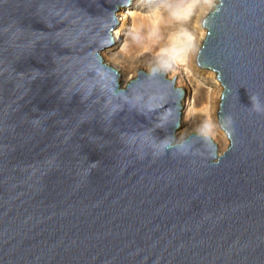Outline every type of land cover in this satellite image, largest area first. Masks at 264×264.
<instances>
[{"label": "water", "instance_id": "95a60500", "mask_svg": "<svg viewBox=\"0 0 264 264\" xmlns=\"http://www.w3.org/2000/svg\"><path fill=\"white\" fill-rule=\"evenodd\" d=\"M133 1L0 0V264H264V0L203 20L222 152L164 69L104 60Z\"/></svg>", "mask_w": 264, "mask_h": 264}, {"label": "bare ground", "instance_id": "6f19581e", "mask_svg": "<svg viewBox=\"0 0 264 264\" xmlns=\"http://www.w3.org/2000/svg\"><path fill=\"white\" fill-rule=\"evenodd\" d=\"M136 1L138 3H136ZM152 0H134V7H138L139 9H135V8H130L131 5H129L122 13H121V19H120V23L118 25V27L115 30V39L113 40L114 44L112 46L109 47H105L101 54L104 58V60L111 65L114 68H117L120 73H121V79H122V84L126 85L128 82H130L132 79L136 78L138 76V73H135L131 71V69L133 68V62H131L125 55H122L121 53H117L114 51L113 47L114 45L122 42L124 40V49L126 52H131L130 49L128 48V44H127V40H125V30L129 27V25H132L133 28L140 30L142 33L145 31H148V47H146L145 45L142 46L141 51L144 53V51L146 52H156L158 51L159 54H163L162 53V49L166 48L168 46V38L167 40L164 39V36L160 31L159 26L162 24L161 21L163 19H167V15L166 13H164L163 9H161V13H160V19H159V23L156 24L154 26L153 24V17L151 15L153 9L159 4V0H154V2H152L154 5L151 6V8L149 9V13H144L142 10H140L142 4H152L151 3ZM156 2V3H155ZM136 4V5H135ZM132 5V6H133ZM204 16L201 17L199 14L196 18H194L191 22H189V24L187 25V27L193 32V34L195 35V48L192 50V53L190 54V58H187V56H181V57H177L176 59V64L179 66H187V63L189 64V60L190 59L192 62L198 64V66H200L199 61H198V57H195V55L199 54V51L201 49V46L203 44V41L201 42V40L203 39L204 35L207 34V30L204 28L203 26V20H204ZM202 25V28L199 25ZM178 25H175L174 27H172L169 31L170 34L175 31L178 27ZM143 37L139 38L136 37L135 43L136 44H140L139 41L142 40L143 41ZM154 48V49H153ZM198 50V51H197ZM164 55V54H163ZM166 56V55H164ZM168 57V56H167ZM195 64V65H196ZM193 65V64H192ZM178 66H176L178 68ZM201 67V66H200ZM203 69V67H201ZM186 69V68H185ZM140 71V69H139ZM138 71V72H139ZM194 73L193 71L189 70L187 75H186V80L187 83H189V86L191 87L190 93L193 94V99L195 98V96L197 95V97H199V93L201 91V89L199 87H201L200 85V81L199 80H195V83H193L194 78ZM213 82L215 84H217V78L215 76L212 77ZM222 91V88H216V90H214L213 88L209 90V92L203 91L205 92V94L207 95H212V94H220ZM202 92V93H203ZM193 99H191V108L190 111L187 115V118L184 119L183 124L181 125V127L178 129L177 131V139L178 140H182L185 139L187 136H189L192 133H200L202 135L205 136H211L212 138H214V140L216 139H221L220 140V144L219 148L221 146H226L227 143L229 142V138L225 135V131L221 128L219 120H218V110L217 109V105L212 104L211 108H208L207 105L205 106V110H206V114L204 113H198V116L193 120L190 119V115L191 114H195L197 111V105L195 104V102L193 101ZM219 103V102H218ZM221 103V102H220ZM220 103H219V107H220ZM203 111V110H202ZM205 112V111H204ZM208 123L213 125V127L209 130V129H205L204 125ZM218 139V140H219ZM221 151V149H220Z\"/></svg>", "mask_w": 264, "mask_h": 264}, {"label": "rangeland", "instance_id": "374dc122", "mask_svg": "<svg viewBox=\"0 0 264 264\" xmlns=\"http://www.w3.org/2000/svg\"><path fill=\"white\" fill-rule=\"evenodd\" d=\"M152 2H154V0H152L151 3ZM136 3H138V2L136 1ZM133 4H134V1H133L132 5ZM132 5L130 8L139 9L138 7H134V5L133 6ZM153 5H154L153 3L148 4V5L142 4L140 10H142L144 13H147L149 11V9L151 8V6H153ZM208 14H209V12H207L206 10L201 11L199 13V15L201 17H203V16L206 17ZM119 19H121V16ZM161 23L162 24L159 26L160 31H162L161 33L163 35H165L164 39L167 40L168 36L170 35L169 30L172 27H174L176 24L174 22H172L171 20H169L168 18L163 19L161 21ZM199 26L202 28L201 24ZM115 30H114V34H115ZM148 33H149L148 31H145L142 33L140 30L133 28L132 25H129V27L125 30V34H126L125 40L128 41L127 42L128 48L130 49L131 52L129 53V52L125 51L124 40L122 42L114 45L113 49L115 52L121 53L122 55H125L131 62L134 63L133 68L131 69L132 72L135 71V73H138L139 69L149 72L153 69V67H158V68H162L165 70L169 79H172V80L175 79L177 87L182 88L186 92V97L184 100V106H187V107H186V112H185L184 118H187V115H188L190 108H191V99H193V96H194L193 94L190 93L191 87L189 86V83H187V80H186L187 79L186 75H187L189 70L193 71L194 76H195L193 83L196 84L195 80H199L200 85H201V87H199L201 89V91L199 93V97H197V95H196L195 98L193 99V101L195 102V104L197 105L198 108H197V111L195 114L190 115V119L192 120V118H193V120H194L198 116V113L206 114V110L204 108L207 104H208L207 105L208 108H211L212 104H215V105L218 104L217 109H219V103L221 102L222 91L220 94H215V95L214 94H212V95L207 94L206 95L205 92H203V91L209 92V90L212 88L214 90H216V88H220V87L222 88V85L218 79H217V81H218L217 84H215L213 82L212 77L213 76L216 77V74L213 71H209V70H206L204 68L202 69L200 66H198V64L192 62L190 59H188L189 64L187 63V66H182L180 64L178 66L177 65L178 63L176 64V62L173 61L171 58L164 56L163 54H159L158 51H156V52L144 51V53H143L141 51L142 46L143 45H145L146 47L149 46L148 45V39H149ZM143 35H144V37H143L144 42L142 43V40H141V41H139L140 44L139 43L136 44L135 43L136 37L142 38ZM115 37H114V39H115ZM205 37H206V34L204 35L201 42L205 39ZM195 57H198V55L196 54ZM187 58H190V55H188ZM176 66H178V68ZM222 90H223V88H222ZM218 120H219V118H218ZM212 139L214 140V138H212ZM218 139H216L214 141L217 144H220L221 139H219V140ZM228 145H229V142L227 143L226 146L225 145L221 146L220 147L221 152L225 151Z\"/></svg>", "mask_w": 264, "mask_h": 264}, {"label": "clouds", "instance_id": "9594fccd", "mask_svg": "<svg viewBox=\"0 0 264 264\" xmlns=\"http://www.w3.org/2000/svg\"><path fill=\"white\" fill-rule=\"evenodd\" d=\"M223 0H159V4L153 9L151 15L153 17L154 26L159 23L161 9L166 13L167 18L179 27L168 36V46L162 49V53L173 61L177 57L188 56L195 48V35L187 27L189 22L198 16L201 11L209 13L220 12V4ZM207 23V20L204 21ZM252 110L258 114H264V107H261L258 97H251ZM227 122L232 123V118L227 117ZM205 129H211L213 125L206 123ZM231 138V132L225 133Z\"/></svg>", "mask_w": 264, "mask_h": 264}]
</instances>
